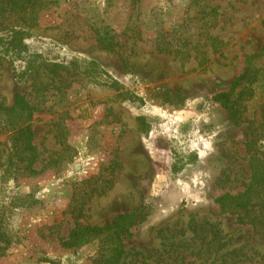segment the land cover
Here are the masks:
<instances>
[{"label": "rangeland", "instance_id": "374dc122", "mask_svg": "<svg viewBox=\"0 0 264 264\" xmlns=\"http://www.w3.org/2000/svg\"><path fill=\"white\" fill-rule=\"evenodd\" d=\"M21 1L0 31L29 30L27 53L60 64V80L40 89L0 55V100L34 106L36 148L32 167L6 166L0 133V264H102L91 229L125 212L118 264H160L169 231L192 243L189 264H264L263 228L216 201L264 163V0ZM247 57L263 79L234 122L213 97ZM201 219L213 232H192Z\"/></svg>", "mask_w": 264, "mask_h": 264}, {"label": "trees", "instance_id": "16d2710c", "mask_svg": "<svg viewBox=\"0 0 264 264\" xmlns=\"http://www.w3.org/2000/svg\"><path fill=\"white\" fill-rule=\"evenodd\" d=\"M11 2L12 0H0V10L2 8L15 9L10 4ZM28 2V0H25L19 3L21 11L26 10ZM50 2L54 1L50 0ZM32 5H41V2L38 0L33 1L30 6ZM27 35H30L29 30L23 28L6 27L2 29L0 31V55L4 54L10 57L11 62L14 64L12 66L13 73L18 74L17 77L22 76L20 75L21 72L16 71L15 62L19 61L18 63H20L21 61L18 67L22 66L23 76L26 74L35 76L37 86L40 89H45L50 84L57 87L60 80L58 69L61 65L50 63L41 55L27 53L24 46V38ZM263 51L264 45L262 47ZM35 63L36 65H33ZM71 67L73 69L80 68L75 60L72 61ZM261 79L263 78L259 73V69L253 65L252 58L247 57L243 72L232 80L230 90L217 93L213 99L227 111L228 118L235 122L242 113L244 101L254 92L256 87H254V84ZM33 113L34 106L20 93L14 96L11 105H4L0 100V133L7 134L6 149L9 150L5 160L7 161L6 166L16 158L19 163H23L25 169L32 167L36 156V148L33 144L34 132L31 126ZM0 150L3 151L4 149L0 147ZM250 170V180L243 191L236 194L224 193L218 196L216 201L222 212L235 215L239 223L259 225L264 230V163L255 158L250 165ZM4 171L7 172L8 170L5 169ZM133 218L134 214L132 212H125L102 227H92L91 230L96 232L98 238L99 256H101L99 262L102 264H118L125 252L122 238L128 234L129 227L134 223ZM214 225L206 219H201L194 222L192 232L194 234L198 232V236L202 233L208 235L209 232H213ZM214 234H217V232ZM180 235L169 231L168 235L162 237L163 240L167 239V241L164 242L163 249L157 254V260L160 264L190 263L186 261L187 256L184 251L189 249L192 243H186L187 238H182ZM212 236V239L209 240L210 243L216 239L215 235ZM209 242L207 244H210ZM202 245L200 244L198 247L201 251H203Z\"/></svg>", "mask_w": 264, "mask_h": 264}]
</instances>
